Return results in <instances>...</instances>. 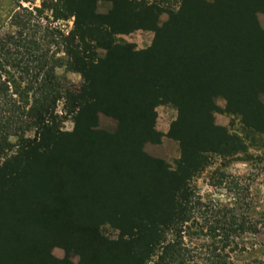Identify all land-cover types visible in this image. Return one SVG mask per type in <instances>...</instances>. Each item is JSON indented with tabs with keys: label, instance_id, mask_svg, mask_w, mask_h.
<instances>
[{
	"label": "trees",
	"instance_id": "trees-1",
	"mask_svg": "<svg viewBox=\"0 0 264 264\" xmlns=\"http://www.w3.org/2000/svg\"><path fill=\"white\" fill-rule=\"evenodd\" d=\"M98 1L110 2L107 14H97ZM15 6L13 31L0 21V264H73L71 254L77 264H199L184 241L197 234L209 241L206 261L232 264L223 252L257 225L202 203L188 183L208 156L245 151L215 113L264 137V0H181L161 26L158 9L131 0ZM71 19L69 31L59 28ZM136 30L154 33L148 48L115 42ZM163 105L177 112L166 134L180 149L173 170L141 151L160 142ZM97 113L117 121L114 136L91 131ZM68 117L72 133L60 131ZM106 224L116 240L101 235Z\"/></svg>",
	"mask_w": 264,
	"mask_h": 264
},
{
	"label": "rangeland",
	"instance_id": "rangeland-1",
	"mask_svg": "<svg viewBox=\"0 0 264 264\" xmlns=\"http://www.w3.org/2000/svg\"><path fill=\"white\" fill-rule=\"evenodd\" d=\"M137 5L144 7H155L160 11L158 16V26H161L168 20L172 13H176L181 7V0H131ZM212 1V0H207ZM20 3L21 7L39 8L41 0H0V21L2 32H12L10 26V18L18 9L15 4ZM111 9L110 2L98 1L96 4V12L99 15H105ZM48 14V13H47ZM45 15V14H44ZM264 15L257 14L258 24L264 25ZM73 19L67 22H60L58 26L63 31H69L72 27ZM261 28V27H260ZM154 38V33L150 30H136L128 35H117L114 37L115 42L120 45H132L136 51L148 48ZM98 51V50H97ZM99 55H103L102 50L98 51ZM58 73L67 81L76 87L81 84V77L77 74L65 72L64 69L58 70ZM260 101L264 105V94L260 95ZM216 106L223 111L225 102L221 99L216 100ZM62 102L58 104L56 112L61 117H66L61 111ZM156 120L155 130L162 136L160 142L145 143L141 151L148 157L163 162L170 170L175 168L180 158V149L178 142L167 137L171 122L177 112L168 105L159 106L155 109ZM175 116V118H176ZM96 124L91 127L94 133L100 132L103 137L114 136L117 132V121L111 117L97 113ZM214 124L217 127L227 129L230 135L237 137L245 151L239 152L236 156L227 157L220 155L208 156V164L205 169L195 177H193L188 186L195 193L196 198L201 199L202 203L213 204L220 208H233L238 216L247 217L246 221L257 225V232L254 234H244L235 239L237 248L234 252L228 253L225 250L223 254H228L229 261L232 264H258L263 262L264 249V228L261 221V213L264 212V137L246 132L240 118L233 117L224 112L215 113L213 115ZM74 128L71 117L62 120L60 131L72 133ZM27 138H32L33 133L26 134ZM14 142V139L11 140ZM197 217V216H196ZM198 219V218H197ZM196 221V219H195ZM197 223H204L200 219ZM101 235L109 240H116L119 233L111 228L108 224L98 227ZM189 240L184 239L185 243L194 246L193 254L199 264H210L206 261L208 258V239L197 234L190 236ZM232 249V250H233ZM51 255L61 260L65 256V252L60 247H53ZM69 260L73 264L78 263V256L71 254Z\"/></svg>",
	"mask_w": 264,
	"mask_h": 264
},
{
	"label": "crops",
	"instance_id": "crops-1",
	"mask_svg": "<svg viewBox=\"0 0 264 264\" xmlns=\"http://www.w3.org/2000/svg\"><path fill=\"white\" fill-rule=\"evenodd\" d=\"M263 15H264V14H263ZM263 22H264V19H263ZM259 26L261 27L262 30H264V25L262 26V25H260V23H259ZM175 116H176V113H175V115H174L173 120L175 119Z\"/></svg>",
	"mask_w": 264,
	"mask_h": 264
}]
</instances>
